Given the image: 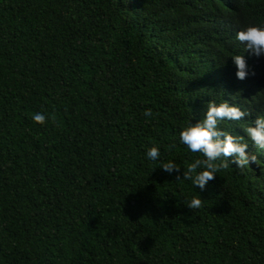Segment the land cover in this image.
Segmentation results:
<instances>
[{
  "label": "trees",
  "instance_id": "trees-1",
  "mask_svg": "<svg viewBox=\"0 0 264 264\" xmlns=\"http://www.w3.org/2000/svg\"><path fill=\"white\" fill-rule=\"evenodd\" d=\"M249 25L264 0H0V264H264V150L243 131L264 116V57L235 39ZM208 102L245 113L218 128L258 160L222 157L201 190L183 174L205 158L179 131Z\"/></svg>",
  "mask_w": 264,
  "mask_h": 264
},
{
  "label": "clouds",
  "instance_id": "clouds-1",
  "mask_svg": "<svg viewBox=\"0 0 264 264\" xmlns=\"http://www.w3.org/2000/svg\"><path fill=\"white\" fill-rule=\"evenodd\" d=\"M235 39L243 43L250 54L264 57V25H249L238 31ZM231 61L236 69V78L245 79L249 73L244 57L234 55L231 57ZM143 115L146 118L151 116V110H145ZM244 115L245 113L227 102L219 104L208 102L203 119L194 124L188 122L181 128L179 143L186 146L188 151L198 152L205 158L204 161L194 160L187 166V170L183 174L185 180L190 179L193 186L202 190L205 184L214 178L217 170L214 162L222 157L224 160L231 157L230 162L236 168H245L250 164L257 163V155L248 152V144L242 142L241 137L233 136L218 128L221 121H236ZM32 120L42 124L45 121V116L42 113H35L32 115ZM243 131L256 148L264 150V116H258L252 125ZM159 155V149L155 146L149 147L145 151V156L150 161H157ZM220 166H223V163ZM160 168L169 174L178 169L172 162H161ZM196 169L200 170L195 171ZM193 172L195 175H191ZM200 204L201 200L193 197L186 206L189 209H198Z\"/></svg>",
  "mask_w": 264,
  "mask_h": 264
}]
</instances>
